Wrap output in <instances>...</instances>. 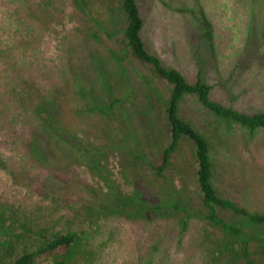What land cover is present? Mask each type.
I'll use <instances>...</instances> for the list:
<instances>
[{
    "label": "rangeland",
    "instance_id": "rangeland-1",
    "mask_svg": "<svg viewBox=\"0 0 264 264\" xmlns=\"http://www.w3.org/2000/svg\"><path fill=\"white\" fill-rule=\"evenodd\" d=\"M138 4L147 49L165 66L195 83L198 61L212 101L264 112V0ZM121 8L122 0H0V257L45 229L78 235L82 252L72 264H244L207 222L193 144L183 142L164 178L150 169L169 143L172 87L126 48ZM203 13L215 61L200 36ZM50 96L78 140L73 151H55L44 135L47 114L37 109ZM179 115L210 144L219 196L264 214V129L225 121L195 96ZM218 214L264 234L231 211ZM258 259L264 264V250Z\"/></svg>",
    "mask_w": 264,
    "mask_h": 264
},
{
    "label": "trees",
    "instance_id": "trees-1",
    "mask_svg": "<svg viewBox=\"0 0 264 264\" xmlns=\"http://www.w3.org/2000/svg\"><path fill=\"white\" fill-rule=\"evenodd\" d=\"M121 9L126 16L127 23L123 31L126 48L134 58L148 65L155 77L165 80L172 87L164 111L169 126V143L162 152L161 164L150 166L151 171L156 178H164L172 158L179 151L183 142L192 143L196 159L197 184L202 196V206L207 213V222L213 228L225 233L236 245V249L232 250L233 259L230 257L232 261L238 260L244 264H260L258 255L260 250H264V234L226 221L220 217L218 209L231 211L235 215L245 218L251 225L258 226H264V214L252 213L238 206L235 202L219 196L213 184L214 173L210 144L193 124L179 115V108L186 96H195L205 109L211 111L217 117L228 122L237 123L251 132L264 129V112L248 115L212 101L210 96L213 86L204 79L203 69L198 61V79L195 83H191L181 72L165 66L158 56L147 49L142 37L145 22L138 0H122ZM199 26L200 36L206 42L209 54L215 61L213 26L204 13L199 21ZM44 100L45 103L37 109V113L44 111L47 114V118L45 119L42 116L41 120L49 146L55 151L59 147L65 148L66 152L67 150L73 151L78 145V140L72 133L65 130L62 124L64 119L60 117L61 113L56 108L57 96H50ZM110 107L113 109L114 104ZM1 167H4L3 164ZM187 224V222H184L185 226ZM0 231L3 232L2 227H0ZM34 234V238L33 236L30 237L28 244H23L20 253L9 252L8 256L0 257V264H37L41 256L47 257L48 264H72L76 263V260L78 262L82 248L77 234L65 232L49 236L46 234L45 229H39ZM25 236L23 234L22 239ZM37 241H40L41 247L34 244ZM5 243H1V247Z\"/></svg>",
    "mask_w": 264,
    "mask_h": 264
}]
</instances>
